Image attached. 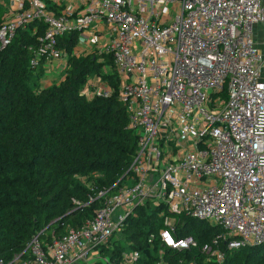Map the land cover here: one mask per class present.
Returning <instances> with one entry per match:
<instances>
[{
  "label": "built area",
  "instance_id": "obj_1",
  "mask_svg": "<svg viewBox=\"0 0 264 264\" xmlns=\"http://www.w3.org/2000/svg\"><path fill=\"white\" fill-rule=\"evenodd\" d=\"M39 24L44 30L38 35ZM264 27L262 0H0V51L19 30L36 42L31 68L43 59L64 70L69 56L111 59L118 100L137 136L136 152L93 217L0 264H111L108 246L125 219L151 202L164 228L152 264H168L166 250L194 245L179 236L183 220L221 230L201 246L223 264L228 250L264 246ZM94 38L95 44L83 41ZM74 35V43L62 38ZM69 45V46H68ZM55 63V64H56ZM81 94L111 98L110 83L89 77ZM120 182V183H119ZM119 183V184H118ZM156 237L150 236V241ZM91 251L97 257L89 261ZM122 264H141L138 250ZM196 264V263H191Z\"/></svg>",
  "mask_w": 264,
  "mask_h": 264
},
{
  "label": "trees",
  "instance_id": "obj_2",
  "mask_svg": "<svg viewBox=\"0 0 264 264\" xmlns=\"http://www.w3.org/2000/svg\"><path fill=\"white\" fill-rule=\"evenodd\" d=\"M43 30L39 24L37 34ZM66 38L73 45L75 36L66 35L62 41ZM35 42L30 29L19 30L0 51V257L6 261L22 253L41 232L40 240L51 242L91 219L101 199L88 203L89 198L116 189L113 186L127 171L137 148V136L118 100L111 59L69 56L64 78L42 87L43 59L31 68L33 53L27 50ZM89 77L110 83L113 96L88 99L82 95ZM161 210L151 202L135 209L121 227L124 240L112 242V238L99 249L100 255L111 264H122V253L138 250L140 263L152 264L158 259L154 257L158 232L164 228ZM186 225L179 226V236H191L194 245L181 251L167 249L166 262L217 264L207 260L201 246L217 241L221 230L200 223L202 228L189 232ZM151 235L156 237L153 241ZM118 242L127 244L121 247ZM217 246L224 252L223 264H264V246L240 250H228L223 242Z\"/></svg>",
  "mask_w": 264,
  "mask_h": 264
},
{
  "label": "rangeland",
  "instance_id": "obj_3",
  "mask_svg": "<svg viewBox=\"0 0 264 264\" xmlns=\"http://www.w3.org/2000/svg\"><path fill=\"white\" fill-rule=\"evenodd\" d=\"M254 32H255L256 35L260 34L264 38V27L261 24L256 25L254 27ZM78 38L80 40L85 41V42L90 41V45L91 46H93L95 44V39L94 38H84L81 35V33L78 35ZM30 46H33V44H30L27 47H30ZM44 73H45L46 77H44V79L42 80V84H43L42 87H45V86L47 87V86H50L51 84H57L64 78L63 71H61L59 68H55L52 63L48 64V67L45 69ZM158 215H161V213L159 212ZM192 221H193V224H194L193 226L191 224ZM183 223H187L185 228L189 232H192L194 227L202 228V227L199 226V224L202 223V222H198V221H194V220H191V221L183 220ZM204 226H205V224H204ZM123 240L124 239L122 237V234L119 233V232H116V234L113 237L112 242L113 241H123ZM118 243H119V245L121 247H124V245L127 244V242H118ZM96 257H97V252L91 251L89 253L88 259H89V261H91V259H94Z\"/></svg>",
  "mask_w": 264,
  "mask_h": 264
},
{
  "label": "crops",
  "instance_id": "obj_4",
  "mask_svg": "<svg viewBox=\"0 0 264 264\" xmlns=\"http://www.w3.org/2000/svg\"><path fill=\"white\" fill-rule=\"evenodd\" d=\"M262 3H263V5H264V0H262ZM259 35H260V34H259ZM260 36H262V35H260ZM55 63H56V62H53L52 64L54 65L55 68H57V65H59V63H56V64H55ZM45 77H46V75H45Z\"/></svg>",
  "mask_w": 264,
  "mask_h": 264
}]
</instances>
